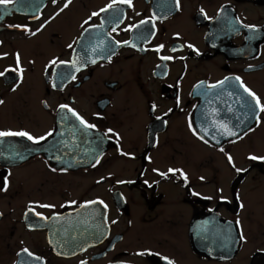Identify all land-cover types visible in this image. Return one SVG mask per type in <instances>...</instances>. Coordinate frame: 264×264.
<instances>
[{
	"label": "flooded vegetation",
	"instance_id": "obj_1",
	"mask_svg": "<svg viewBox=\"0 0 264 264\" xmlns=\"http://www.w3.org/2000/svg\"><path fill=\"white\" fill-rule=\"evenodd\" d=\"M0 73V264H264V0H16Z\"/></svg>",
	"mask_w": 264,
	"mask_h": 264
},
{
	"label": "snow or ice",
	"instance_id": "obj_2",
	"mask_svg": "<svg viewBox=\"0 0 264 264\" xmlns=\"http://www.w3.org/2000/svg\"><path fill=\"white\" fill-rule=\"evenodd\" d=\"M122 3H128L130 4L131 3V0H121ZM16 3V0H0V6H7L9 4H14ZM67 5H65L66 7ZM108 8H112L113 5L112 4H109L107 6ZM107 9H101V11H106ZM93 15H97V13H93ZM141 23H145L144 21H141ZM19 27V26H17ZM246 27H249V28H252L253 30H255V27L254 26H246ZM191 47V46H190ZM163 59L165 60H169V59H172L171 57H163ZM0 75H3V73H0ZM226 80L228 78H225ZM237 80L239 79L238 77L236 78ZM221 85L224 84V81H221L219 82ZM213 88L217 87V85H212ZM241 87H243V85H241ZM244 92L248 94L249 97L253 98L255 100V103L257 105H260V100L258 97H256V94L254 92H252L250 89H247L246 87L244 88ZM2 102V101H0ZM61 109H64V108H67V105H61L60 106ZM261 110H264V105H261ZM69 111H72L71 109H69ZM72 114L74 116H76L77 114L73 111ZM77 119H79L80 121V124L81 125H84V127L87 129V128H94L95 125H91V124H87V122H85L82 118L80 117H77ZM109 132H111V129H109ZM232 135H235V133H230ZM47 135H52L51 132H49ZM8 136H23V137H27L29 140H33L34 142L38 143L40 140H44L46 139V137H39L38 139L37 138H34L33 136H31L29 133L27 132H12V131H0V137H8ZM0 143H2V141H0ZM251 159L253 160H256V159H264V157H255V156H252L250 157ZM229 159L231 160V157H229ZM98 162V161H97ZM170 172L171 171H174L172 169L169 170ZM237 171H240L239 169ZM6 184H7V181H5V189H0V190H6ZM100 203H103L102 201ZM44 207H52L50 205H44ZM24 251H27L26 249ZM141 255H143L144 253H140ZM169 264H172V262L170 261Z\"/></svg>",
	"mask_w": 264,
	"mask_h": 264
},
{
	"label": "water",
	"instance_id": "obj_3",
	"mask_svg": "<svg viewBox=\"0 0 264 264\" xmlns=\"http://www.w3.org/2000/svg\"><path fill=\"white\" fill-rule=\"evenodd\" d=\"M197 114L200 121L202 120L207 122L205 124L203 123L199 124V127L204 129L205 131L204 135L209 136L211 133L205 130L206 128L209 127L208 122L211 119V104L208 100L200 104V106L197 109Z\"/></svg>",
	"mask_w": 264,
	"mask_h": 264
},
{
	"label": "rangeland",
	"instance_id": "obj_4",
	"mask_svg": "<svg viewBox=\"0 0 264 264\" xmlns=\"http://www.w3.org/2000/svg\"><path fill=\"white\" fill-rule=\"evenodd\" d=\"M251 185L252 184L250 182L247 183V190L248 191H251V189H250ZM225 190H227V184H225V183L217 184V193H222ZM259 190H261V189H259ZM255 192H258V191L256 190ZM252 194H254V193H252Z\"/></svg>",
	"mask_w": 264,
	"mask_h": 264
}]
</instances>
